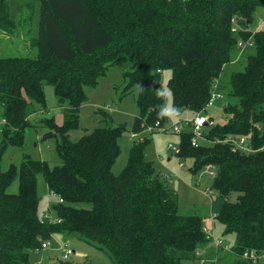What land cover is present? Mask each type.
I'll use <instances>...</instances> for the list:
<instances>
[{
  "label": "trees",
  "instance_id": "1",
  "mask_svg": "<svg viewBox=\"0 0 264 264\" xmlns=\"http://www.w3.org/2000/svg\"><path fill=\"white\" fill-rule=\"evenodd\" d=\"M9 1L0 0L1 28L16 26ZM38 1V32L30 40L36 54L0 57V119L5 120L0 161L8 145L22 146L25 129L34 126L31 112H47L44 86L50 85L63 122L37 119L47 127L42 138H55L60 163L50 167L24 155L19 165L0 167V264H32L30 252L53 233L105 245L116 264H221L226 255L214 259L202 218L179 214L176 192L147 159V137L132 143L125 166L115 174L112 165L124 124L113 126L109 114L99 109L104 126L74 141L68 133L79 127L84 87L95 86L109 66L120 62L128 64L122 94L137 89L132 133L155 122L163 130L171 127L165 126L167 117L158 116L165 103L156 93L161 87L171 89L178 115L186 110L203 114L223 65L238 41L248 39L254 53L229 80L238 105L223 107L228 115L223 123H212L208 116L202 128L207 144H191L194 115L186 120L177 156L192 159L193 173L208 163L216 168L210 208L222 234L234 236L226 264H264L240 257L245 250H264V28L250 29L264 0ZM166 70L170 75L163 85ZM236 136L247 137V150L228 140ZM38 174L58 196L46 209L59 221L39 215ZM16 179L17 191L8 192ZM207 247L209 259L203 253Z\"/></svg>",
  "mask_w": 264,
  "mask_h": 264
},
{
  "label": "rangeland",
  "instance_id": "2",
  "mask_svg": "<svg viewBox=\"0 0 264 264\" xmlns=\"http://www.w3.org/2000/svg\"><path fill=\"white\" fill-rule=\"evenodd\" d=\"M10 16L16 21L13 28H1L8 33V38L0 37V57L7 56H34L36 49L31 46L30 40L37 35L38 18H39V1L38 0H10ZM264 28V6H259L253 13V22L250 24L251 30ZM250 40V39H248ZM247 41L244 45L232 52L229 62L223 65L216 83L213 85V91L219 94L211 104L207 105L204 115L210 116L212 123H223L227 114L223 107L227 104L238 105V98L231 94L230 75L235 71H242L246 65V58L249 54L254 53V47L249 46ZM128 69V64L124 62L111 65L105 73L100 76L95 86H85L84 91L86 98L79 108L78 122L79 127L69 131V138L77 140L82 134L91 131L95 127L104 126L102 115L98 111L104 110L111 117L113 126L124 124L126 129L118 137L119 154L116 157L112 171L118 174L125 166L129 148L134 141L141 140L144 137L149 139L146 147L147 159L152 161L155 171L164 179L166 184L171 186L177 195L178 212L182 215L197 214L199 215L206 227L214 226L215 237L221 239L228 246L234 241L233 234L223 235L220 231L221 224L212 219L210 208V187L211 176L208 174L200 175V172L191 171L192 159H180L177 156L179 132L188 130L186 120L190 119L194 113L183 111L181 115L168 118L165 126L168 130H155L150 132L145 126L132 136L131 126L134 116L138 113L135 103L137 89L133 88L132 92L122 94L123 77L122 73ZM170 72L168 70L162 73V84L165 85ZM47 112L40 110L32 111L29 120L34 126L25 129V137L22 146L8 145L1 156L0 167L5 170L11 163L19 165L24 155L33 159L45 160L50 167L59 164L60 158L55 148V138L48 137L43 139L42 135L47 131L43 123H39L37 118L42 116L53 117L58 124L63 122V112L58 106L53 88L50 85L44 87ZM171 103V97L168 100ZM38 122V123H37ZM1 125V124H0ZM199 142L207 144V141L199 138ZM173 147H170V145ZM167 177V178H166ZM37 194L41 198L38 206L39 215L42 216L46 207L56 202L57 197L51 195L46 186L44 177L41 174L36 176ZM18 188L17 179L7 188L8 192H16ZM208 190V191H207ZM212 194V193H211ZM235 195H232L234 199ZM79 206H88L80 203ZM47 241V247L29 254V262L32 264H116L112 253L105 245L93 242L73 233H53ZM69 248L71 253L67 259H63L62 249ZM215 250V249H214ZM215 250V258L220 255H226L221 264L228 263L230 253L218 252ZM209 248L203 253L209 257ZM221 257V256H220ZM207 262H210L207 260ZM209 259V258H208ZM180 264H193L190 260H182ZM217 264V262H216Z\"/></svg>",
  "mask_w": 264,
  "mask_h": 264
},
{
  "label": "built area",
  "instance_id": "3",
  "mask_svg": "<svg viewBox=\"0 0 264 264\" xmlns=\"http://www.w3.org/2000/svg\"><path fill=\"white\" fill-rule=\"evenodd\" d=\"M246 43L249 46L252 45V41L251 40H247ZM243 45H244L243 42L238 41L237 46L241 47ZM218 96H219V94H216L214 91H212L210 99H209V102H208V105L211 104V102L214 100V98L218 97ZM208 120H209L208 116H206V115H204L202 113L195 114L194 117L190 120L191 127H192V133H193V136L191 138V144L192 145L196 146L198 144L199 138L203 137L202 128H203L204 125H206L208 123ZM4 122H5V120L1 118L0 119V124H2ZM146 128L150 132H153L155 130H163V127L159 126L158 122H155L154 125H152V126H146ZM131 135L132 136H136V133H131ZM228 140L230 142H232L233 145H235L237 148L247 150V146H246L247 137H245V136L229 137ZM170 147H173V146L170 145ZM215 169L216 168H215V166L213 164L208 163V164L204 165V167L200 171V175L208 174L211 177H214L215 174H216V170ZM49 193L51 195H53V196L58 198L56 193H54L53 191H49ZM208 195L211 198L212 194L208 193ZM59 201H62V199L59 198ZM49 208H47L46 211L43 213V219H47L49 221H59L58 219L54 218V216L52 215L51 209H49ZM212 215H213L212 219H214V214H212ZM203 231L206 234V238L210 241V245L215 250L219 249L218 252H221V253L222 252H231V246H228L227 244H225L224 241H222L221 239L215 237L214 226L213 225L209 226V227H206L204 225L203 226ZM47 244H48L47 241H42L40 247L35 248L34 252H37L39 249L46 248ZM70 253H71V250L69 248H64V249H62L61 257L63 259H67ZM240 257L243 258V259H246V260H251L252 262H255V263L258 262V261H264V250L261 251V252H257L255 250H245L244 252H242ZM199 262L203 263L204 259H201Z\"/></svg>",
  "mask_w": 264,
  "mask_h": 264
},
{
  "label": "clouds",
  "instance_id": "4",
  "mask_svg": "<svg viewBox=\"0 0 264 264\" xmlns=\"http://www.w3.org/2000/svg\"><path fill=\"white\" fill-rule=\"evenodd\" d=\"M156 93L159 98L165 101V103L160 107L158 116L160 118H164V117L173 118L177 116L179 114V109H177L171 103L168 102L169 97L172 96L171 89L166 87H161L156 90Z\"/></svg>",
  "mask_w": 264,
  "mask_h": 264
},
{
  "label": "crops",
  "instance_id": "5",
  "mask_svg": "<svg viewBox=\"0 0 264 264\" xmlns=\"http://www.w3.org/2000/svg\"><path fill=\"white\" fill-rule=\"evenodd\" d=\"M8 36H9V34L8 33H6V32H4L3 30H0V37H3V38H8ZM45 87V86H44ZM58 124V123H57ZM211 225H213V222H212V224ZM222 230V226H221V229H220V231ZM215 234V233H214Z\"/></svg>",
  "mask_w": 264,
  "mask_h": 264
},
{
  "label": "water",
  "instance_id": "6",
  "mask_svg": "<svg viewBox=\"0 0 264 264\" xmlns=\"http://www.w3.org/2000/svg\"><path fill=\"white\" fill-rule=\"evenodd\" d=\"M211 198H214V196H211Z\"/></svg>",
  "mask_w": 264,
  "mask_h": 264
}]
</instances>
